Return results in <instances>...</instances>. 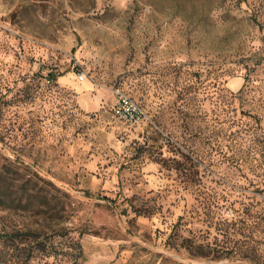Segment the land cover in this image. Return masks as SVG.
Listing matches in <instances>:
<instances>
[{"label":"rangeland","instance_id":"rangeland-1","mask_svg":"<svg viewBox=\"0 0 264 264\" xmlns=\"http://www.w3.org/2000/svg\"><path fill=\"white\" fill-rule=\"evenodd\" d=\"M0 264H264V0H0Z\"/></svg>","mask_w":264,"mask_h":264},{"label":"built area","instance_id":"built-area-1","mask_svg":"<svg viewBox=\"0 0 264 264\" xmlns=\"http://www.w3.org/2000/svg\"><path fill=\"white\" fill-rule=\"evenodd\" d=\"M113 95L114 100L110 106V111L114 117L128 123H140L146 119V112L141 104L126 94L121 88L115 87Z\"/></svg>","mask_w":264,"mask_h":264},{"label":"trees","instance_id":"trees-1","mask_svg":"<svg viewBox=\"0 0 264 264\" xmlns=\"http://www.w3.org/2000/svg\"><path fill=\"white\" fill-rule=\"evenodd\" d=\"M52 76H55V74H52Z\"/></svg>","mask_w":264,"mask_h":264}]
</instances>
